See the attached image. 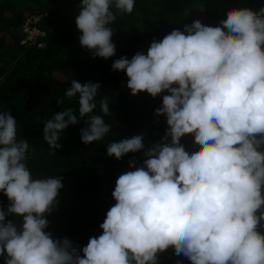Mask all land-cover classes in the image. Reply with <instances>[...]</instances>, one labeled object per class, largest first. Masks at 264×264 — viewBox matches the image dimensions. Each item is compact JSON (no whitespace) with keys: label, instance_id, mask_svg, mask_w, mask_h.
Here are the masks:
<instances>
[{"label":"clouds","instance_id":"9594fccd","mask_svg":"<svg viewBox=\"0 0 264 264\" xmlns=\"http://www.w3.org/2000/svg\"><path fill=\"white\" fill-rule=\"evenodd\" d=\"M134 6L80 0L81 47L93 58L113 57L111 25ZM111 69L126 74L132 95L162 96L154 114L166 119L164 136L148 145L142 133L107 144L109 157L142 151L143 159L132 157V170L118 175L102 234L80 247L46 231L62 177L33 176L29 140L18 138L17 119L0 110V192L9 201L0 206L4 264H159L170 247L191 264H264V5L232 7L215 26L184 24L154 39L146 53L115 59ZM100 87L72 79L64 95L77 98L78 114L64 108L43 122L51 154L62 147L63 131L81 120L86 145L111 132L104 119L112 115L109 98L97 101ZM186 135L190 149L181 143Z\"/></svg>","mask_w":264,"mask_h":264},{"label":"trees","instance_id":"16d2710c","mask_svg":"<svg viewBox=\"0 0 264 264\" xmlns=\"http://www.w3.org/2000/svg\"><path fill=\"white\" fill-rule=\"evenodd\" d=\"M80 0H0V110L10 111L17 119L18 138L29 140L31 158L27 166L34 177H62L58 205L47 215L46 231L54 237H67L83 247L92 236L102 234L99 227L107 210L115 203L112 191L118 175L129 168V160L143 159L142 151L128 153L122 159L109 157L107 144L134 134H143L145 144L159 141L167 128L164 116L154 110L162 105V96L153 98L146 92L132 95L126 74L113 71L115 59H129L138 51L147 52L150 43L161 40L175 28L200 20L215 26L232 7L258 9L264 0H135L131 14L118 15L111 25L116 45L113 57L93 58L79 42L81 32L75 18ZM199 15V18H197ZM34 28L38 34L25 40ZM72 79L84 83L99 82L97 101L107 96L111 116L104 117L111 132L92 144L81 141V120L66 128L58 141L62 147L51 154L43 139V122L56 111L71 107L78 114L76 97L64 93ZM63 101L61 105L57 100ZM102 115L99 104L94 110ZM87 119V118H85ZM181 143L192 147V136ZM9 201L0 192V206ZM6 219H19L7 217ZM264 231V229H261ZM191 262L177 256L173 248L159 254V264ZM0 264H4L0 258Z\"/></svg>","mask_w":264,"mask_h":264},{"label":"rangeland","instance_id":"374dc122","mask_svg":"<svg viewBox=\"0 0 264 264\" xmlns=\"http://www.w3.org/2000/svg\"><path fill=\"white\" fill-rule=\"evenodd\" d=\"M197 18H199V15H197ZM37 34H38V32L34 28H32L29 31L28 40H32Z\"/></svg>","mask_w":264,"mask_h":264},{"label":"built area","instance_id":"2783aa9c","mask_svg":"<svg viewBox=\"0 0 264 264\" xmlns=\"http://www.w3.org/2000/svg\"><path fill=\"white\" fill-rule=\"evenodd\" d=\"M24 30H27V28H25Z\"/></svg>","mask_w":264,"mask_h":264}]
</instances>
